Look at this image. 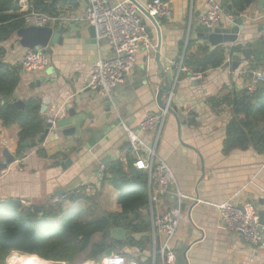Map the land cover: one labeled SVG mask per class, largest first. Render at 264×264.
I'll return each instance as SVG.
<instances>
[{"label":"crops","instance_id":"crops-1","mask_svg":"<svg viewBox=\"0 0 264 264\" xmlns=\"http://www.w3.org/2000/svg\"><path fill=\"white\" fill-rule=\"evenodd\" d=\"M25 1L29 4V0ZM62 1L67 3L61 7L63 15L72 19L84 16L87 0H76V7L68 5L70 0ZM117 1L120 0H110ZM149 1L137 0L141 6L147 5ZM165 1L169 4L170 16L159 20V64L167 75L171 74L172 81L168 83L166 77L158 76L160 72L155 61L157 32L149 21L144 20L153 48L149 51L141 48L136 53L135 68L109 96L119 101L117 109L123 114L121 125L113 128L90 150L83 148L88 135L79 140L64 132L93 126L89 117L103 115V98L97 97L87 85L97 58L110 55L108 44L92 43L89 40V26L77 21L70 22L64 25L63 43L45 49L49 57L48 66L34 73L22 72L15 93L24 101L39 99L42 104L47 99L49 105L42 116L44 121L47 114L54 116L57 131L47 134L39 146L29 147L19 158L16 156L19 128L16 125L3 127L0 123V161L3 160L1 154L4 149L15 157L6 170L0 171V202L14 199L27 206L42 208L48 202L65 197L84 186L85 195L93 198L95 206L91 207L90 202L82 201L72 206L65 203L66 208L90 210L88 213L93 218L106 213H120L117 202L119 192L109 183L97 182V169L101 160L110 156L109 163L119 161L124 171H127L129 163L133 162V155L130 149L123 147L127 141L124 128L137 131L148 113L161 112L156 97L168 83L173 91L169 97L163 93L162 103H173L181 120L177 121L174 115L166 114L156 154L172 170L176 179L175 188L196 200L184 202L186 207L180 213L171 245L176 250L181 246L187 247V264H264V251L230 231L217 209L218 205L231 200L236 206L264 210V155L239 149L223 155L222 143L231 111L226 106L215 111L207 102L229 92L239 95L240 91L246 89L248 80L244 72L248 63L244 61L232 71L231 56L227 55L223 66L207 71L196 80L189 78L186 72L177 73V67L173 65L183 57L185 48L180 50L182 43L185 45L191 39L197 45L213 48L198 39L193 26L197 25V18L206 13L208 0ZM215 1L220 4L222 0ZM256 4L249 6L240 16L243 28L234 45L244 46L264 34V7L259 11ZM230 23L223 19L218 27H229ZM1 46L5 50L6 63L20 64L26 49L19 45L15 34ZM196 81H200V84ZM153 134L151 131L140 136L150 142ZM38 147L49 158L39 157ZM80 147L82 149L77 153ZM67 161L70 163L61 166ZM172 192L162 195L158 203L153 205L152 212L148 209L149 219L152 214L160 215L173 208L175 198ZM61 193L62 196L57 197ZM100 237V234H95L93 242L100 240ZM162 241L160 239L159 243ZM157 247L158 242L153 246L151 239V244L141 252L124 247L117 251V255L125 254L129 258L135 256L141 264H153ZM84 262L87 261H84L83 255L73 264Z\"/></svg>","mask_w":264,"mask_h":264},{"label":"trees","instance_id":"trees-1","mask_svg":"<svg viewBox=\"0 0 264 264\" xmlns=\"http://www.w3.org/2000/svg\"><path fill=\"white\" fill-rule=\"evenodd\" d=\"M19 1L0 0V123L3 127L16 125L19 128L16 156L20 158L29 148L22 146L24 142L35 141L34 147L39 146L45 121L39 113V99L27 100L23 109L16 107L12 99L23 70L19 63L8 64L4 61L5 50L1 43L10 40L17 30L25 27L19 12ZM257 1L222 0L220 7L224 10L229 5L231 9L228 15L236 19ZM69 2V6L76 7L78 1ZM65 4L62 0H29L32 10L50 17L64 14L61 7ZM243 48L251 49L248 67L244 72L245 79L249 81L253 72L264 71V34L244 46L237 44L210 49L206 45H197L191 39L185 45H180V50L184 49L183 66L191 73L200 75L220 68L225 64L227 55L238 54ZM207 102L215 111L223 106L231 111L222 143L223 155L234 149L253 150L264 155V83L256 86L252 93L244 89L239 95L229 92ZM37 155L49 158L40 147ZM103 183H109L119 192L117 202L120 213H106L93 218L88 213L90 210L66 208L65 203L72 206L82 201L90 202L91 207L95 206L93 198L85 195L84 186L66 195L61 203L48 202L41 208L42 215L20 200L0 202V264H6L11 253L34 255L45 261L67 264H73L84 255V261L100 264L108 249H112L115 254L124 247L135 248L139 252L146 249L151 244L146 175L136 170L133 162L129 163L125 172L121 162L115 161L105 166ZM114 228L128 232L123 242L117 243L110 238ZM95 234L101 236L97 242L92 240ZM121 256L129 258L125 254ZM137 262L141 264L139 258Z\"/></svg>","mask_w":264,"mask_h":264},{"label":"built area","instance_id":"built-area-1","mask_svg":"<svg viewBox=\"0 0 264 264\" xmlns=\"http://www.w3.org/2000/svg\"><path fill=\"white\" fill-rule=\"evenodd\" d=\"M134 0H120L110 2V0H87L83 17L72 19L66 15L50 17L48 15L36 12L31 9L25 0L19 1L21 19L25 26L50 27L67 25L70 22H80L87 26H92L97 43L106 42L110 47L108 57H98L94 63L87 87H89L97 97H109L118 85L122 84L126 77L135 68V55L141 49L150 50L152 47L149 34L144 23V18L139 9L133 3ZM208 9L206 13L197 18L196 24L200 27L213 30L218 27L223 19L229 22L235 20L229 15H225L220 4L215 0L207 1ZM145 11L159 20L169 18L170 7L165 0H150L143 6ZM190 26V23L188 24ZM183 57L173 66L177 67V73H188V77L196 80L202 75L194 74L188 71L182 64ZM22 70L25 73H34L44 70L49 64V57L45 49L38 51L26 50L21 62ZM258 83H264V71L252 73L246 90L248 93L254 92ZM169 104V101H168ZM166 110L159 113H148L145 119L138 125L137 131L124 128L125 138L130 145L133 155V167L142 171L146 175V186L149 199V210L152 212L153 205L157 204L159 198L172 191L173 197L179 202L195 199L184 195L176 187L175 176L170 167L162 161L156 154L160 131ZM45 128L48 134H55L57 131L56 119L47 114L45 118ZM153 132L150 142H146L140 136L144 133ZM105 165L98 167L97 182L103 180ZM64 197L54 199L52 203L58 204ZM196 201V200H195ZM220 217L224 225L250 245L264 251V225L259 228L258 211L253 207L244 206L242 210L238 209L231 200L217 206ZM181 211L179 209H170L160 215H151L150 237L153 246L158 247L154 251L153 264H173L175 262L177 250L171 245L179 225ZM163 239L161 243L159 240ZM25 255L11 253L6 264H23ZM38 258V257H37ZM42 260V259H41ZM44 261V264H64L51 261ZM82 264H95L93 261H87ZM102 264H139L135 256L124 258L121 255L114 254L104 257Z\"/></svg>","mask_w":264,"mask_h":264},{"label":"water","instance_id":"water-1","mask_svg":"<svg viewBox=\"0 0 264 264\" xmlns=\"http://www.w3.org/2000/svg\"><path fill=\"white\" fill-rule=\"evenodd\" d=\"M133 3L135 6L139 9L140 13L142 14L144 20L149 21L156 29L157 32V42L155 46V52L156 57L155 61L157 63V67L159 69L158 76L166 77L167 82L170 83L172 81L171 74H166L163 70V68L159 64V51L161 47V36H160V30H159V19L156 17H151L147 11L141 6L137 0H134ZM257 9L260 11L264 7V0H258L257 1ZM231 7L228 5L223 11L224 14L227 16ZM195 27V32L197 34V37L199 40H202L209 44L211 47L216 46H222V45H234L236 44L238 40V35L241 32L243 28V19L241 17L236 18L230 23L229 27H216L213 30L203 28L197 25H193ZM89 31V40L92 43H95V33L94 28L92 26L88 27ZM262 32L263 29H260ZM64 32V26L60 25L57 28L53 29L50 27H33V26H25L15 32V36L19 40V45L26 49V50H34L38 51L40 49H47L52 48L55 45H61L63 43V34ZM147 33L149 31L147 30ZM251 56V49L249 48H243L240 53L232 55L231 56V69L232 71H235L241 63L248 62ZM144 72V71H143ZM165 83V87L161 88L159 91L156 102L160 110H166L167 113H170L174 115L177 121L181 120V117L178 116V110L173 105V103H169L164 105L162 103V95L163 93H167L168 97L170 96V93L173 91L172 88L169 87V84ZM197 84H200V81H196ZM122 85V84H121ZM261 85V83H258V86ZM120 86V85H119ZM118 87V86H117ZM116 87V88H117ZM114 88V90L116 89ZM113 90V91H114ZM13 103L16 107L23 109L25 107L24 100L19 99V96L14 93L12 95ZM170 99V98H169ZM170 102V101H169ZM104 109L102 111L101 117L100 116H90L89 120L93 122V126H89L86 128H72L68 129L64 132V134L69 133L70 135H73L76 137V139L81 140L82 136L88 135L89 137L84 141L83 148L86 150H90L92 147H94L97 143H99L104 137L110 134V132L113 130V128L121 125L122 120V113L118 111L117 106L119 104V101L116 98H110V97H104L101 101ZM0 104H2V100L0 99ZM49 105V101L47 99H44L42 104L40 105L39 113L40 115H43L46 110L47 106ZM73 110V109H72ZM74 112V111H73ZM72 112V114H73ZM71 113V112H70ZM48 134V129L45 128L42 135H40L39 140L44 141L46 136ZM36 142H24L22 146L24 147H34ZM123 147L126 149H130V145L128 141H125L123 143ZM82 147H80L77 150V153L80 152ZM2 158L3 160L0 161V171L6 170L7 167L12 164L15 161V157L12 156L7 149H4L2 151ZM111 161V157L107 156L104 159L101 160V164L105 165ZM66 163H70V161L61 163V166H65ZM62 193L58 195L57 197H61ZM186 205L184 202H179L176 199H173V208L179 209L180 211H184ZM32 210L39 215H42L41 207L32 205ZM238 209L242 210L243 207L237 206ZM259 216V228L258 231L261 230V226L264 225V210L258 211ZM128 234L127 231L122 230L121 228H114L110 232V238L117 243H121L125 240L126 235ZM186 252L187 247L181 246L176 253V258L174 264H187L186 260ZM114 251L112 249H108L104 253V257H108L113 255Z\"/></svg>","mask_w":264,"mask_h":264},{"label":"bare ground","instance_id":"bare-ground-1","mask_svg":"<svg viewBox=\"0 0 264 264\" xmlns=\"http://www.w3.org/2000/svg\"><path fill=\"white\" fill-rule=\"evenodd\" d=\"M23 264H44V261L40 258H37V256L29 255L25 256L22 261Z\"/></svg>","mask_w":264,"mask_h":264}]
</instances>
